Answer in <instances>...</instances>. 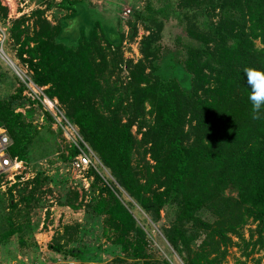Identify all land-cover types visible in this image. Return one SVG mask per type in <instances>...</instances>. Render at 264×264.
<instances>
[{"label":"trees","instance_id":"1","mask_svg":"<svg viewBox=\"0 0 264 264\" xmlns=\"http://www.w3.org/2000/svg\"><path fill=\"white\" fill-rule=\"evenodd\" d=\"M88 2L59 0L56 5L67 11L54 23L43 18L44 25L30 35L18 28L22 17L7 26L17 43V61L26 64L31 81L46 84L44 94L57 99L80 137L151 219H158L161 208L171 209L174 216L162 232L185 264H220L231 244L243 252L250 245L245 254L254 245L263 246L264 119H252L243 69H264V0H213L209 9L204 7L214 12L212 17L203 19L202 10L195 15L202 28L187 26L185 40L176 37L172 43L159 40L160 27L148 26L140 56L126 59L125 82L119 74L122 32ZM145 10H134V18L161 24L152 11L163 16V7L147 2ZM19 98H0V125L11 139L8 152L24 158L36 132L25 117L32 118L40 103ZM28 103L36 105L24 113L14 110ZM44 115L52 118L48 111ZM66 149L61 159L69 164L78 148L69 143ZM84 171L98 178L91 166ZM40 174L31 191L47 180ZM16 185L7 190L6 204L12 208H17L11 197ZM109 193L95 205L116 229L114 242L123 255L102 264H135L127 257L145 256V232ZM71 194L68 199H75ZM46 246L63 257L82 252L61 241ZM140 264L160 263L144 259Z\"/></svg>","mask_w":264,"mask_h":264},{"label":"rangeland","instance_id":"2","mask_svg":"<svg viewBox=\"0 0 264 264\" xmlns=\"http://www.w3.org/2000/svg\"><path fill=\"white\" fill-rule=\"evenodd\" d=\"M58 1L0 0V48L3 51L0 49V98H13L17 101L19 97H28L40 103L32 118L25 117V120L31 121L36 132L29 144V152L21 158L24 165L20 172L14 175L13 181L5 182L3 179V187H0V235H5L0 237V264H102L111 261L115 255H123L120 245L114 242L116 229L95 205L99 198L102 201L107 200L109 190L130 211L147 238L142 249L145 256L130 255L127 257L128 261L140 264L145 259L151 263L156 261L160 264H185L183 254L168 243L162 232V226L168 224L174 216L171 209L161 208L158 219H151L150 215L120 188L109 169L88 145L97 159L96 169L92 167L98 175L97 179L92 180L93 176L86 174L84 170H72L70 165L61 159V154L66 153L67 145L72 144L77 134L79 135L77 126L68 121L63 107L54 96L47 97L44 94L42 89L46 84L36 85L31 81L26 64L17 61V43L11 41L7 28L19 17H22L18 24L21 34H33L40 25H44L43 18L49 23H54L57 17L67 11L56 5ZM212 1L200 0L199 5H195L183 0H89L88 5L97 9L101 16L107 17L106 19L113 22L122 32V61L119 74L125 82L128 78L126 59L135 61L140 56V39L147 33L148 26L154 30L160 27L157 32L160 35L159 40L163 42L172 43L176 37L185 40L184 29L187 26L202 28L201 21L195 16L197 11H203V19L214 15V12L211 14L204 10L205 4L209 9ZM147 2L163 7V16L160 12L152 11L154 17L161 18V24L149 19L134 18L133 12L136 9L146 12ZM124 10L126 12L123 13ZM130 25H133V30ZM21 84L24 86L19 91ZM34 103L17 106L14 110L24 113V109L32 104L36 105ZM44 111H48L52 118H45ZM67 121L69 123H66ZM83 142L86 144L84 140ZM38 173L46 175L47 180H41L34 191H31L30 187ZM15 182L17 185L11 188V197L17 208H12L6 204L9 198L7 190ZM73 191L76 194L75 199H68ZM20 192L29 194L30 198L19 197ZM7 219L14 224L9 225ZM243 230L246 235L247 225L243 226ZM123 235L132 239L131 234ZM231 238L237 240L233 235ZM49 241L65 242V246L74 245L82 252L77 257H63L48 249L46 243ZM194 241L191 242L193 247L199 239ZM250 247L248 245L246 251ZM245 252L240 245H228L220 264H238L237 261L241 260L245 264H264V245H254L250 252Z\"/></svg>","mask_w":264,"mask_h":264},{"label":"built area","instance_id":"3","mask_svg":"<svg viewBox=\"0 0 264 264\" xmlns=\"http://www.w3.org/2000/svg\"><path fill=\"white\" fill-rule=\"evenodd\" d=\"M124 12L126 11L124 10L123 13ZM66 123L69 122L67 121ZM77 139L83 143V146L78 145ZM10 142L11 139L5 127L0 125V187H3L2 182L4 180L5 182L13 181L14 175L20 172L21 167L24 165L21 158L8 152ZM73 143L78 148V151L69 163L70 168L72 170L81 171L91 166L96 169V165L98 164L96 156L92 154L87 144L83 142L78 134L75 140H73Z\"/></svg>","mask_w":264,"mask_h":264},{"label":"clouds","instance_id":"4","mask_svg":"<svg viewBox=\"0 0 264 264\" xmlns=\"http://www.w3.org/2000/svg\"><path fill=\"white\" fill-rule=\"evenodd\" d=\"M243 73L250 88L248 100L252 119H264V69L245 67Z\"/></svg>","mask_w":264,"mask_h":264},{"label":"water","instance_id":"5","mask_svg":"<svg viewBox=\"0 0 264 264\" xmlns=\"http://www.w3.org/2000/svg\"><path fill=\"white\" fill-rule=\"evenodd\" d=\"M1 49V48H0ZM1 51H2V49H1ZM3 52V51H2ZM8 58V57H7ZM10 63H12V61L10 60Z\"/></svg>","mask_w":264,"mask_h":264},{"label":"crops","instance_id":"6","mask_svg":"<svg viewBox=\"0 0 264 264\" xmlns=\"http://www.w3.org/2000/svg\"><path fill=\"white\" fill-rule=\"evenodd\" d=\"M11 143V142H10ZM10 145V144H9ZM18 157V156H17ZM20 158V157H19Z\"/></svg>","mask_w":264,"mask_h":264}]
</instances>
